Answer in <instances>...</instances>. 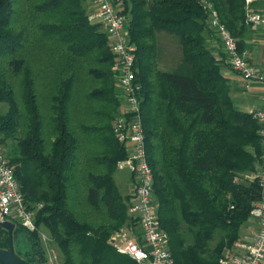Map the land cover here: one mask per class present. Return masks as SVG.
Returning a JSON list of instances; mask_svg holds the SVG:
<instances>
[{"label":"trees","instance_id":"1","mask_svg":"<svg viewBox=\"0 0 264 264\" xmlns=\"http://www.w3.org/2000/svg\"><path fill=\"white\" fill-rule=\"evenodd\" d=\"M113 2L135 45L153 196L174 264H222L261 199L262 146L260 123L233 104L222 71L231 68L228 56L207 35L215 33V10L243 51L245 0ZM159 32L179 44L181 58L169 70L158 67ZM114 58L84 0H0V105L8 106L0 112V144L12 141L5 156L25 202L41 205L35 230L12 220L14 252L28 264L47 262L43 229L62 264H138L110 240L135 224L131 195L114 178L127 156L112 128L121 109ZM80 96L78 116L73 100ZM20 237L27 243L22 255ZM9 245L0 225V249Z\"/></svg>","mask_w":264,"mask_h":264},{"label":"built area","instance_id":"2","mask_svg":"<svg viewBox=\"0 0 264 264\" xmlns=\"http://www.w3.org/2000/svg\"><path fill=\"white\" fill-rule=\"evenodd\" d=\"M255 0H245L248 25H264V13L251 8ZM88 20L98 24L108 35L111 50L115 56L112 69L120 90L121 109L113 119V133L118 142L125 146L127 156L117 163L118 169H126L132 175V200L128 212L139 226L135 236L127 237L123 231L111 236L113 246L120 253L128 255L138 264H174L168 247V235L161 228L157 206L153 196V173L146 151L145 133L141 114V83L136 79L134 68L135 45L131 42L128 19L120 12L113 0H89ZM211 8V5L208 4ZM211 26L228 56L231 68L246 83L264 75L246 57V51H239L237 39L221 24L215 10L210 13ZM260 123L261 165L256 174L261 199L252 206L250 216L257 222V230L248 240H238L230 253L224 254L222 264H261L264 260V106L252 112ZM41 205H37L40 207ZM37 207H29L9 165L5 154L0 151V222L17 220L28 230H35ZM41 240L47 252L46 264H62L57 252L49 246L48 237L41 231Z\"/></svg>","mask_w":264,"mask_h":264},{"label":"crops","instance_id":"3","mask_svg":"<svg viewBox=\"0 0 264 264\" xmlns=\"http://www.w3.org/2000/svg\"><path fill=\"white\" fill-rule=\"evenodd\" d=\"M84 7L88 10L91 9L89 0H84ZM251 8L254 11L264 13V0H255L252 2ZM165 34L167 33L159 32L157 34L159 42L160 38ZM207 38L209 45L215 47V51H222L220 40L215 33L208 34ZM241 42L249 62L264 75V25L246 26L245 34L241 38ZM222 71L230 82L231 98L237 109L252 113L254 110L264 106V83L261 80L255 79L246 83L245 80L230 67H223ZM131 189L132 178L125 194H131ZM257 227L256 220L250 218L242 226L239 240H248L252 238ZM232 248L227 249L224 254L230 253ZM261 264H264V260Z\"/></svg>","mask_w":264,"mask_h":264},{"label":"rangeland","instance_id":"4","mask_svg":"<svg viewBox=\"0 0 264 264\" xmlns=\"http://www.w3.org/2000/svg\"><path fill=\"white\" fill-rule=\"evenodd\" d=\"M88 10V9H87ZM158 47H159V53H158V58H157V62H158V67L164 70H169L172 69L180 60L181 58V54H180V48H179V44L177 41V38L174 35H170V34H165L164 36H162L160 38V42L158 39ZM42 100V103H41ZM40 103L41 104H46V97L44 95L43 98H40ZM74 103V107L75 109H78L77 113L78 116L82 114L81 109H83L82 107L84 106L83 102H82V98L77 97L76 100H73ZM42 106V105H41ZM8 109V106L6 104H1L0 105V112L1 113H5ZM81 119V118H80ZM89 123H93V120L91 119L89 121ZM1 137V134H0ZM11 143L12 141L10 139L6 140L4 143L0 144V151H2L4 154L6 153V151L11 147ZM114 178L116 180V183L119 186L120 191L126 195V191L128 190L132 175L131 173L126 170V169H118L116 168L115 173H114ZM133 187V186H132ZM73 193H75V191H72ZM132 192L133 190L131 189V199L130 202L132 200ZM75 197H78V195L75 193L74 195ZM73 202L74 203V207L75 210H77L78 214L83 213V209L84 206L83 204H81V202L79 201V199H74ZM12 221V219H10ZM138 222L135 220V224L131 225L130 227L128 226H124L122 231L123 234L126 235L127 237H132L135 236L137 233V229H138ZM42 232L49 238L51 239L48 231H46L45 229L42 230ZM19 243L16 246V250L19 252V254L22 255L24 250L25 245H27L25 239L23 237H20L19 239ZM51 241H49V246L55 250L57 252V254L59 255V257H61L60 252L58 251L56 245L54 243H50Z\"/></svg>","mask_w":264,"mask_h":264},{"label":"water","instance_id":"5","mask_svg":"<svg viewBox=\"0 0 264 264\" xmlns=\"http://www.w3.org/2000/svg\"><path fill=\"white\" fill-rule=\"evenodd\" d=\"M0 225L6 229L9 233L10 245L8 249H0V263L2 264H28L19 256H17L13 249L12 232L14 229V223L9 220L0 222Z\"/></svg>","mask_w":264,"mask_h":264}]
</instances>
